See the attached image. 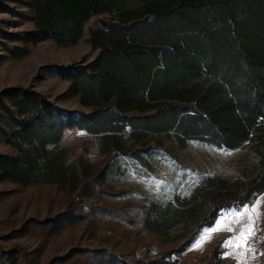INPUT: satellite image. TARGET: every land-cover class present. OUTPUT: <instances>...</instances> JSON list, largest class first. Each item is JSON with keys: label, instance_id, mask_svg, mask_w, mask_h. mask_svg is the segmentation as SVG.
<instances>
[{"label": "trees", "instance_id": "trees-1", "mask_svg": "<svg viewBox=\"0 0 264 264\" xmlns=\"http://www.w3.org/2000/svg\"><path fill=\"white\" fill-rule=\"evenodd\" d=\"M8 1L24 6L33 24L17 34L25 45L84 40L97 52L55 66L67 86L54 99L31 85L0 89V139L13 150L0 153V181L54 185L83 202L108 189L122 156L158 152L163 136L178 147L199 141L226 150L248 146L255 154L248 180L214 175L187 196L126 204L137 210L141 231L178 244L117 264H177L221 211L264 192V0ZM67 97L88 110L55 105ZM69 131L84 133L82 157L62 144ZM72 212L60 230L85 219ZM219 254L210 247L205 264H222Z\"/></svg>", "mask_w": 264, "mask_h": 264}, {"label": "rangeland", "instance_id": "rangeland-1", "mask_svg": "<svg viewBox=\"0 0 264 264\" xmlns=\"http://www.w3.org/2000/svg\"><path fill=\"white\" fill-rule=\"evenodd\" d=\"M2 5L0 89L31 85L54 99L67 86L55 66L89 61L97 51L84 40L70 47L59 46L52 40L25 45L17 34L33 26L27 9L8 0H3ZM12 47L25 49V54L13 55L5 50ZM55 105L73 111L88 110L76 97L62 98L55 101ZM84 137L82 132L69 131L62 144L75 158L82 157L86 146ZM158 144L161 146L158 152L122 156L118 169L107 179L108 189L83 202L77 200L74 193L66 194L54 185L21 186L0 181V261L3 264H117L122 259L133 262V258L144 254L150 259L174 249L178 243L172 238L141 231L136 220L137 210L131 208L132 204H126L142 199L165 203L177 195L187 196L207 177L219 175L248 180L257 168V158L248 146L226 150L189 141L185 147H178L164 136L159 138ZM0 153L13 154L1 139ZM257 202L259 215L251 235L264 231L263 192L248 205L221 211L211 227L200 230L192 245L179 256L177 264H205L206 252L212 246L218 247L222 264H262L264 244L258 251L248 244L246 247H237L235 243L226 246L248 221L247 216L238 218L230 213L243 212L245 207L252 208ZM74 209L82 211L85 219L60 230ZM131 218L136 225L129 223ZM206 234L201 246L196 247Z\"/></svg>", "mask_w": 264, "mask_h": 264}, {"label": "snow or ice", "instance_id": "snow-or-ice-1", "mask_svg": "<svg viewBox=\"0 0 264 264\" xmlns=\"http://www.w3.org/2000/svg\"><path fill=\"white\" fill-rule=\"evenodd\" d=\"M259 207L260 204L257 202L252 208L245 207L243 212L239 213H230V215H235L238 218H243L245 216L248 217L246 227H242L238 236H236L233 240H229L226 242V246L232 245L235 243L237 247H246L247 240L251 234H254V221L258 218L259 215ZM208 234L201 238L199 242L195 245L196 247L201 246L204 239H206Z\"/></svg>", "mask_w": 264, "mask_h": 264}, {"label": "built area", "instance_id": "built-area-1", "mask_svg": "<svg viewBox=\"0 0 264 264\" xmlns=\"http://www.w3.org/2000/svg\"><path fill=\"white\" fill-rule=\"evenodd\" d=\"M247 244L252 250L258 251L264 244V231L256 235L249 236Z\"/></svg>", "mask_w": 264, "mask_h": 264}]
</instances>
